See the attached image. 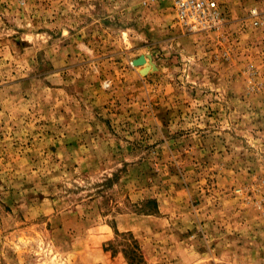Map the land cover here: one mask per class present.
Returning <instances> with one entry per match:
<instances>
[{
    "label": "rangeland",
    "instance_id": "1",
    "mask_svg": "<svg viewBox=\"0 0 264 264\" xmlns=\"http://www.w3.org/2000/svg\"><path fill=\"white\" fill-rule=\"evenodd\" d=\"M217 1L0 0V264H264V0Z\"/></svg>",
    "mask_w": 264,
    "mask_h": 264
},
{
    "label": "built area",
    "instance_id": "2",
    "mask_svg": "<svg viewBox=\"0 0 264 264\" xmlns=\"http://www.w3.org/2000/svg\"><path fill=\"white\" fill-rule=\"evenodd\" d=\"M171 2L177 24L191 33L220 29L225 13L217 0H167Z\"/></svg>",
    "mask_w": 264,
    "mask_h": 264
},
{
    "label": "bare ground",
    "instance_id": "3",
    "mask_svg": "<svg viewBox=\"0 0 264 264\" xmlns=\"http://www.w3.org/2000/svg\"><path fill=\"white\" fill-rule=\"evenodd\" d=\"M138 63H140L141 65H143V67H145L142 71L148 70L150 68V66L148 65V61L146 60L145 57H143L142 59L138 60Z\"/></svg>",
    "mask_w": 264,
    "mask_h": 264
},
{
    "label": "trees",
    "instance_id": "4",
    "mask_svg": "<svg viewBox=\"0 0 264 264\" xmlns=\"http://www.w3.org/2000/svg\"><path fill=\"white\" fill-rule=\"evenodd\" d=\"M153 203H154V202H153ZM149 214H150V213H149ZM135 246H136V245H135ZM128 252H130L131 255H132L133 258H134V256H135V255H134V250H129V249H128ZM133 262H134V261H133V259H132V260H131L130 262H128V263H129V264H134Z\"/></svg>",
    "mask_w": 264,
    "mask_h": 264
},
{
    "label": "water",
    "instance_id": "5",
    "mask_svg": "<svg viewBox=\"0 0 264 264\" xmlns=\"http://www.w3.org/2000/svg\"><path fill=\"white\" fill-rule=\"evenodd\" d=\"M143 58V56H140V57H138L137 59H135L134 60V64H136V65H140V63H138V60H140V59H142ZM144 69V68H143Z\"/></svg>",
    "mask_w": 264,
    "mask_h": 264
}]
</instances>
